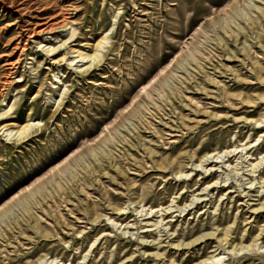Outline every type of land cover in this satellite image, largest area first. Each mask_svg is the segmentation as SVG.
<instances>
[{"label":"rangeland","instance_id":"rangeland-1","mask_svg":"<svg viewBox=\"0 0 264 264\" xmlns=\"http://www.w3.org/2000/svg\"><path fill=\"white\" fill-rule=\"evenodd\" d=\"M0 264H264V0H0Z\"/></svg>","mask_w":264,"mask_h":264},{"label":"bare ground","instance_id":"bare-ground-1","mask_svg":"<svg viewBox=\"0 0 264 264\" xmlns=\"http://www.w3.org/2000/svg\"><path fill=\"white\" fill-rule=\"evenodd\" d=\"M67 15H68V14H67ZM64 18H65V17H64ZM50 23H51V22H50ZM55 23H56V22H55ZM59 23H60V22H59ZM65 23H66V22H65ZM63 24H64V23H63ZM51 25H53V24H51ZM55 25H56V24H55ZM61 26H62V25H61ZM65 26H66V25H65ZM65 26H64V27H65ZM44 27H45V26H44ZM44 27H43V28H44ZM44 29H45V28H44ZM44 29H43V30H44ZM43 30H41V31H39V32H42ZM52 30H53V29H52ZM37 31H38V30H37ZM37 31H36V33H37ZM49 31H50V29H49ZM42 33H43V32H42ZM37 34H38V33H37ZM40 35H41V34H40ZM94 57H95V56H94ZM84 59H87V58H86V57H83L82 60H84ZM91 60H93V58H92ZM91 60H90V61H91ZM94 60H95V59H94ZM94 60H93V61H94ZM26 128L28 129L29 127H26ZM26 128H23V129H21V130H15V131H14V130H8V131H6V132H8L9 135H13V136H17V137H19V136H21V135L24 133V131L26 130Z\"/></svg>","mask_w":264,"mask_h":264}]
</instances>
